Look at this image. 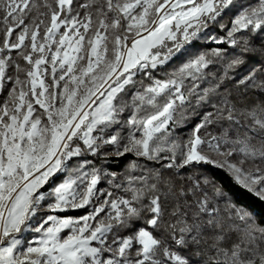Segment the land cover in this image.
<instances>
[{
	"label": "snow or ice",
	"instance_id": "snow-or-ice-1",
	"mask_svg": "<svg viewBox=\"0 0 264 264\" xmlns=\"http://www.w3.org/2000/svg\"><path fill=\"white\" fill-rule=\"evenodd\" d=\"M216 171L264 203V0H0V264H264Z\"/></svg>",
	"mask_w": 264,
	"mask_h": 264
},
{
	"label": "trees",
	"instance_id": "trees-1",
	"mask_svg": "<svg viewBox=\"0 0 264 264\" xmlns=\"http://www.w3.org/2000/svg\"><path fill=\"white\" fill-rule=\"evenodd\" d=\"M212 46L213 45H211V44H207L206 48H210ZM21 63H23V62L21 61ZM250 66L251 65H246L245 68L241 70V72H246L247 68ZM171 68H172V65H169V67H168V69H166V71H170ZM164 74H165L164 72H161L158 75L163 76ZM229 87H231V84H229ZM185 131H187V130H185ZM133 159H134V157L131 155L125 156L124 158H116L114 156L109 157V162L105 163L104 167L108 171H114V172H117V173H120L121 175H123L124 170H125V166ZM142 162L143 161H141V163ZM215 176L218 180L223 182L225 188L227 190H229L236 197V199L239 203L248 204V205L252 206V208L256 211V213L258 215H264V203L259 202L254 197H252L248 194L242 193L240 191V189L234 187L232 185V183L229 181V179L227 178V176L223 172L216 171Z\"/></svg>",
	"mask_w": 264,
	"mask_h": 264
},
{
	"label": "rangeland",
	"instance_id": "rangeland-1",
	"mask_svg": "<svg viewBox=\"0 0 264 264\" xmlns=\"http://www.w3.org/2000/svg\"><path fill=\"white\" fill-rule=\"evenodd\" d=\"M79 213H72V215H78ZM26 235H31V234H26Z\"/></svg>",
	"mask_w": 264,
	"mask_h": 264
}]
</instances>
